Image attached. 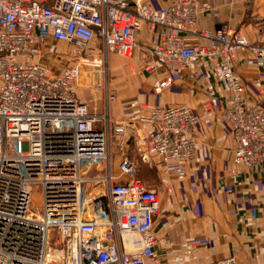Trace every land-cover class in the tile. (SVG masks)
<instances>
[{
	"label": "built area",
	"instance_id": "built-area-1",
	"mask_svg": "<svg viewBox=\"0 0 264 264\" xmlns=\"http://www.w3.org/2000/svg\"><path fill=\"white\" fill-rule=\"evenodd\" d=\"M210 9L200 0H0V264H161L157 246L168 239L153 228L158 190L137 176L126 154L112 170L110 136L122 140L126 125L138 122L142 157L161 159L165 175L179 174L194 157L200 118L184 103L140 104L124 124L110 116L109 57L131 56L143 29L152 37L143 70L160 65L165 72L152 90L166 89L175 71L211 62L227 90L220 116L234 139L232 163L264 165V105L246 98L232 68L241 48L263 66L264 47L250 45L239 29H199ZM42 47L73 59L55 71L42 60ZM254 85L264 95L259 79ZM88 87L98 89L91 101L77 95ZM35 183L41 208L31 201ZM181 249L196 257L193 243ZM203 264L246 263L225 255Z\"/></svg>",
	"mask_w": 264,
	"mask_h": 264
},
{
	"label": "crops",
	"instance_id": "crops-1",
	"mask_svg": "<svg viewBox=\"0 0 264 264\" xmlns=\"http://www.w3.org/2000/svg\"><path fill=\"white\" fill-rule=\"evenodd\" d=\"M200 1H207L211 9L200 15L199 29H239L250 45L264 47V0ZM166 2L157 0V4ZM189 40L201 41L193 36ZM232 68L245 86L246 98L264 105V95L254 85V80L259 79L264 87V65L258 66L251 51L241 48ZM141 72L146 88L130 94L127 89H110L114 99L109 103V114L116 123L134 119L143 103H184L200 118L193 159L181 173L165 175L151 187L158 190L160 202L153 228L168 239V243L157 246L161 264H203L225 255H234L246 264H264V165L254 169L232 163L234 139L229 124L220 116L227 90L216 78L214 65L199 61L173 72L170 85L160 93L152 90L151 83L165 74L163 68L158 65L146 72L141 65ZM96 95V91H89L81 98L91 101L90 96ZM125 129L124 139L110 136L109 140L115 173L122 154L134 150L142 155L145 150V129L139 128L138 122L126 125ZM144 161L162 172L161 159L149 155ZM166 186L171 187L170 192ZM183 242L195 245L194 259L182 254ZM174 254H178L177 259Z\"/></svg>",
	"mask_w": 264,
	"mask_h": 264
},
{
	"label": "rangeland",
	"instance_id": "rangeland-1",
	"mask_svg": "<svg viewBox=\"0 0 264 264\" xmlns=\"http://www.w3.org/2000/svg\"><path fill=\"white\" fill-rule=\"evenodd\" d=\"M152 2L155 5L157 4V0H147ZM144 32V29L139 32L137 37L139 44L134 49L133 54L131 56H118L112 55L109 57L108 67H109V76H108V87L109 89H113L114 92L117 89H127L128 94L131 92H136L140 88H146V81L141 72V65L144 61V48L145 45L152 42V37H146V35H142L143 39L141 40V33ZM144 34V33H143ZM57 47L59 49H71L70 45H67L64 42H58ZM47 48L42 47V60L48 63L55 71L59 70L65 63H68L69 60L66 57H72L69 54H64V58H58L53 56L52 54L46 53ZM135 51H138V54H134ZM96 58H99L98 53L94 52ZM73 57L70 59L72 60ZM85 66V65H84ZM84 69H86L84 67ZM83 75L86 77L85 73ZM98 79V77H96ZM98 91L95 87H88L87 90L78 89L77 95L81 97L83 93H89V91ZM152 91V90H151ZM89 99H91L89 97ZM129 157H132L136 161L137 166V176H139L150 188L159 184L162 178L166 177L165 174L161 171H158L157 168L151 164L144 161V158L141 154H138L134 150H131L127 153ZM32 205L36 208H41L42 205V195H41V187L39 184L35 183L32 189Z\"/></svg>",
	"mask_w": 264,
	"mask_h": 264
}]
</instances>
